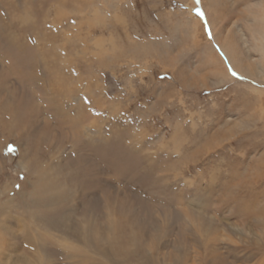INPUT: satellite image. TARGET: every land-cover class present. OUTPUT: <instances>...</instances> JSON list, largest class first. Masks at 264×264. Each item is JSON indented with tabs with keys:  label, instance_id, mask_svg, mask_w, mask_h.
Segmentation results:
<instances>
[{
	"label": "rangeland",
	"instance_id": "1",
	"mask_svg": "<svg viewBox=\"0 0 264 264\" xmlns=\"http://www.w3.org/2000/svg\"><path fill=\"white\" fill-rule=\"evenodd\" d=\"M262 7L0 0V264H264Z\"/></svg>",
	"mask_w": 264,
	"mask_h": 264
},
{
	"label": "bare ground",
	"instance_id": "2",
	"mask_svg": "<svg viewBox=\"0 0 264 264\" xmlns=\"http://www.w3.org/2000/svg\"><path fill=\"white\" fill-rule=\"evenodd\" d=\"M262 12L260 14L264 15V8H261ZM251 16H252V23L257 26L256 29H254L252 31V35H257L256 37V48L257 52L260 53V55L262 57H264V19H258L257 14H255L254 12H250ZM259 20V21H258ZM254 27V28H255ZM251 29V28H250ZM253 29V28H252ZM253 37V36H252ZM255 41V40H254ZM224 51V50H223ZM229 56V55H228ZM231 59V56H229ZM230 62V61H229ZM256 68H258V66L256 65ZM259 70V69H258ZM262 72V71H261ZM245 73L248 75H254L255 73L253 72V69L250 67H247L245 70ZM260 73V70H259ZM42 184H45V186L43 188H45V192L49 194V196L51 197V200H53L52 196L53 194L51 193V191L53 190V185L51 183H47V182H42ZM242 189V188H240ZM42 191V187L41 189H39ZM249 195L253 194V193H248ZM241 219L244 221H251L252 225L262 231H264V210H260L257 211L256 209H254V207H252L251 209H244L243 211H241ZM225 229H220L219 233H216V237L213 238H209L206 240L205 243L202 244V250H203V255L200 258L199 264H230L231 262H227L226 260L224 261L222 256L217 252L219 251L216 248V243L218 242V236L220 235L221 238H225L223 239V242L227 243H231L234 244L233 247H230V245H228L230 248H227V252H225L226 257H231L233 260L238 261L239 259L242 260H246L249 259L252 255L250 254V252L256 248H252V246L249 244V242H247L246 240L243 239V236L239 233V237L232 239L229 233H225V235L222 234V232H225ZM222 234V235H221ZM233 235V234H232ZM246 249V252L244 253V255L242 257H240L239 255L236 254V252L240 251H244ZM261 250V249H259ZM262 253H264L263 250H261ZM241 254V253H240Z\"/></svg>",
	"mask_w": 264,
	"mask_h": 264
},
{
	"label": "snow or ice",
	"instance_id": "3",
	"mask_svg": "<svg viewBox=\"0 0 264 264\" xmlns=\"http://www.w3.org/2000/svg\"><path fill=\"white\" fill-rule=\"evenodd\" d=\"M196 2L199 3V0H196ZM197 14L200 15L201 17H203V14L202 13L198 12Z\"/></svg>",
	"mask_w": 264,
	"mask_h": 264
}]
</instances>
